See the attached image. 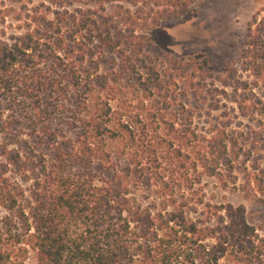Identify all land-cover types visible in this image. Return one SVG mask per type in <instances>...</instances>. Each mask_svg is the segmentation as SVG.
Returning a JSON list of instances; mask_svg holds the SVG:
<instances>
[{
  "label": "trees",
  "instance_id": "obj_1",
  "mask_svg": "<svg viewBox=\"0 0 264 264\" xmlns=\"http://www.w3.org/2000/svg\"><path fill=\"white\" fill-rule=\"evenodd\" d=\"M205 1L1 0L0 264H264L203 185L264 195V0L240 69L153 37Z\"/></svg>",
  "mask_w": 264,
  "mask_h": 264
},
{
  "label": "rangeland",
  "instance_id": "obj_2",
  "mask_svg": "<svg viewBox=\"0 0 264 264\" xmlns=\"http://www.w3.org/2000/svg\"><path fill=\"white\" fill-rule=\"evenodd\" d=\"M0 9H4L3 5ZM262 10L263 2L257 0H206L195 14L163 24L153 37L163 52L177 59L207 60L216 72H225L234 65L240 69L242 54L253 44L250 24ZM262 15L264 12L260 18ZM11 24V20H7L4 25L8 27L7 35L14 33V29L9 28ZM2 29L0 27V33ZM255 93L260 95L262 90L256 88ZM242 183L240 180L238 185L241 187ZM203 185L209 202L242 206L249 223L264 228V195H248L240 188L224 190L215 179L209 178ZM2 216L0 209V218Z\"/></svg>",
  "mask_w": 264,
  "mask_h": 264
}]
</instances>
